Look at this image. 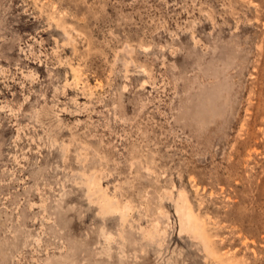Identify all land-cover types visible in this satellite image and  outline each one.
Listing matches in <instances>:
<instances>
[{
	"label": "rangeland",
	"instance_id": "obj_1",
	"mask_svg": "<svg viewBox=\"0 0 264 264\" xmlns=\"http://www.w3.org/2000/svg\"><path fill=\"white\" fill-rule=\"evenodd\" d=\"M0 264H264V0H0Z\"/></svg>",
	"mask_w": 264,
	"mask_h": 264
},
{
	"label": "bare ground",
	"instance_id": "obj_2",
	"mask_svg": "<svg viewBox=\"0 0 264 264\" xmlns=\"http://www.w3.org/2000/svg\"><path fill=\"white\" fill-rule=\"evenodd\" d=\"M185 200V199H184ZM105 205V204H104ZM104 209V208H103ZM182 209V208H181ZM180 211H183V210H180ZM182 213V212H181ZM183 214H186V213H183ZM189 215V214H188ZM186 216V215H185ZM187 217V216H186ZM188 218V217H187ZM189 218H191V217H189ZM184 222L182 223L184 226H187V227H189L190 228V231H191V229H194V227L195 226H193V223H192V219H185V217H184ZM191 220V221H190ZM189 228H188V230H189ZM181 232V231H180ZM110 236V235H109Z\"/></svg>",
	"mask_w": 264,
	"mask_h": 264
}]
</instances>
